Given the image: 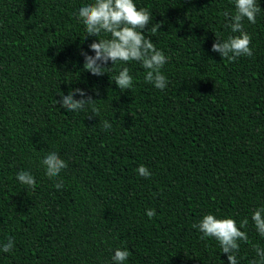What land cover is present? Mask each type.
Listing matches in <instances>:
<instances>
[{
  "label": "trees",
  "instance_id": "trees-1",
  "mask_svg": "<svg viewBox=\"0 0 264 264\" xmlns=\"http://www.w3.org/2000/svg\"><path fill=\"white\" fill-rule=\"evenodd\" d=\"M92 2L0 0V249L14 241L0 264H113L117 248L131 252L123 264H229L193 227L205 214L247 218L238 264L259 260L264 237L251 216L264 205V0L256 22L243 21L253 55L234 62L212 51L239 35L224 16L234 0H134L161 24L144 34L167 57L163 90L136 61L83 71L81 52L94 56L90 44L110 38L87 36L78 11ZM123 67L133 85L122 91L112 78ZM76 88L98 115L60 106ZM50 151L68 165L52 178L41 163Z\"/></svg>",
  "mask_w": 264,
  "mask_h": 264
},
{
  "label": "clouds",
  "instance_id": "clouds-1",
  "mask_svg": "<svg viewBox=\"0 0 264 264\" xmlns=\"http://www.w3.org/2000/svg\"><path fill=\"white\" fill-rule=\"evenodd\" d=\"M235 14L224 12L226 21H229L228 27L233 33L239 35H230L225 40L217 38L212 45V51L219 52L222 59L234 62L237 58L253 55L251 45V36L244 31L243 21L247 19L250 23L256 22V16L261 11L256 0H234ZM78 18L86 27L87 36H100L101 33L110 34V38L99 39L98 42L90 44V49L95 55H88L87 52H81L84 56L83 71L90 72L94 76H102L106 73L109 61L112 65L117 62L127 63L130 61L140 62L146 70L145 82L153 84L157 89L163 90L168 84L167 77L161 69L167 63V57L162 50L157 49L152 40L145 36L144 30L152 23V13L148 8L140 7L134 3V0H93L78 11ZM161 27L160 23H152L148 29L153 35ZM115 84L120 90H128L133 85V76L128 67H123L113 78ZM79 94L82 98L79 100L73 97ZM97 91V95H98ZM86 93L83 89L76 88L70 90L68 94L62 95V108H67L69 112L80 111L85 106L91 107V112L96 116L99 108L95 107L97 100L91 96L84 98ZM105 129L111 128L107 121L103 122ZM45 174L49 177L59 176L60 172L67 168V163L60 158L55 151L48 152L43 160ZM141 176L147 178L151 175L146 166L141 165L138 168ZM17 179L24 185L35 188L36 180L34 176L27 171H21L17 174ZM57 189L63 187V181L55 184ZM147 216L151 219L156 215L154 209L147 210ZM255 224L256 231L264 237V205L256 208L251 216ZM248 219L242 220L239 225L231 217L217 218L213 214H205L198 224L193 227L201 233V238H215L220 245L222 253L227 254L229 264H238L237 254L240 245L238 241L247 242L248 236L246 228ZM14 247V241L9 238L7 243L3 244L2 250L5 253L11 252ZM259 260L252 264H264V248L255 249ZM131 252L128 249L115 250L112 256L113 264H123Z\"/></svg>",
  "mask_w": 264,
  "mask_h": 264
}]
</instances>
